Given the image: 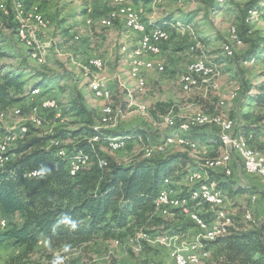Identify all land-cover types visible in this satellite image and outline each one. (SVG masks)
I'll return each mask as SVG.
<instances>
[{"label":"rangeland","instance_id":"rangeland-1","mask_svg":"<svg viewBox=\"0 0 264 264\" xmlns=\"http://www.w3.org/2000/svg\"><path fill=\"white\" fill-rule=\"evenodd\" d=\"M26 1H29L30 5H25V8L23 4ZM136 1L128 0L137 10L140 19L148 26L153 25L152 19L163 18L162 21L167 22L175 19L181 23L186 21L185 25L190 24L193 29V32L184 35L169 30V39L162 45V54L154 58L155 62H162L163 66L166 59H169V68L164 67L163 72L148 73V84L143 92L138 91L135 82L130 78L129 65L121 52L123 45L135 46L139 34L131 33L123 19L114 21L110 27L104 24L109 13L118 8V0H0V44L5 54V57L0 58L2 67L0 79L12 74L19 75L24 82L22 92L12 90L13 102L3 108L6 117L0 121V142L5 134L12 132L17 139L10 144L9 149L14 150L27 138L30 131L29 138L63 131L70 134V137L64 139L66 142L60 139L57 142L66 148L76 139L82 138L80 136L75 138L74 133L85 130L87 134L94 128L101 132L125 135L127 145L132 144V149H126V146L113 153L103 144L99 149L112 161L129 163L135 156H144L146 147H153L162 142L165 136L180 134L176 129H168L166 119L171 118L180 122L205 113L227 119L235 118L236 130L241 135L247 130L250 133L248 136L252 137L255 129L260 130L259 138L262 140L260 144L264 148V121L260 125L256 122L257 115L264 116V107L247 105L249 97L253 98L257 94L255 88L264 84V48L257 57L256 64L253 63L251 66L240 62L241 57L250 49L251 42H257L260 37V40L264 39V5L256 13L250 14L248 11L247 17H244L242 10L252 0H223L222 3H219V0ZM32 6L39 8L40 16L46 23L44 28L35 32L37 42L33 49L28 47L16 32L20 21L25 18V14ZM87 21H90V24H87ZM162 21L159 20L154 25H159ZM29 25L34 27L35 22ZM244 26H248L249 29L245 31ZM232 29H236L238 35L240 33L245 38L241 45L233 46L235 56L233 59L225 57L223 51V46L231 43ZM75 36L79 39L75 40ZM34 48H38L35 55ZM203 56L217 65L219 75L209 86L201 84L200 88L186 91L183 88V77L186 76L187 67L195 59ZM93 59L101 60L102 70L90 69L89 62ZM94 77L111 91L110 99L104 100L94 96L89 86L90 80ZM42 81L53 83L41 87L39 84ZM35 88L39 89V94H42L43 90H48L49 96L31 98L29 94ZM234 90L239 93V97L229 100L228 95ZM46 97L47 100L53 99L57 102L58 112L45 111L54 113L55 117L42 112L40 115L42 122L38 125L37 117L31 113V109ZM222 100H225L223 107L219 103ZM74 102L80 107L73 108ZM160 103L163 107L156 105ZM107 105L111 107L113 120L105 125L101 122V117L102 109ZM168 106L172 107L171 111L167 115H161ZM16 110L21 112L19 117L14 114ZM249 114L252 118L246 119L245 116ZM21 128H26L27 134L20 138ZM204 130L212 138L213 143L207 142L205 146L195 140L198 145L191 152L200 154L197 156L198 161L205 156L211 158L219 156L223 152L220 142L219 150L216 148L219 141L216 130L212 127ZM239 137L247 141L245 137ZM17 140L19 143L16 145ZM51 142L53 145L50 147L57 144L53 140ZM180 149L171 147L167 152H181L183 149ZM189 158L194 160L193 157ZM206 175L205 182H209L207 172ZM226 179L237 184L235 185L237 188L244 186L251 190L245 195L234 197L228 192L225 194L226 219L219 221V227L225 228V234L229 228L260 229L264 236V179L249 176L240 168H235L233 174ZM254 195L256 199H253ZM203 207L201 212L209 224L218 222L212 208ZM247 211L251 213L253 221L245 218ZM164 218L167 219H163V227L158 232L152 231L156 236L151 235L148 242H141L138 233L129 239L128 244H132L133 249L128 244L99 240L77 249L68 248L65 251L63 247L52 250L47 240H41L29 260L34 264H45L50 258L58 264H166L171 261L168 247L185 249V245L196 240L200 233L192 223L182 236H170L176 231L173 229L175 223L171 216ZM182 219L186 220L184 216ZM1 222H6L4 229L1 228ZM21 223L20 214L6 216L0 210V234ZM162 236L170 238L167 247L156 244L157 239ZM23 251V248L16 247L9 241L1 243L0 264H9L22 255ZM209 253L210 258L201 263L219 264L217 249L211 246Z\"/></svg>","mask_w":264,"mask_h":264},{"label":"trees","instance_id":"trees-1","mask_svg":"<svg viewBox=\"0 0 264 264\" xmlns=\"http://www.w3.org/2000/svg\"><path fill=\"white\" fill-rule=\"evenodd\" d=\"M130 1L137 2L136 0ZM23 5L24 7L25 5L29 6L30 3L26 1ZM262 5H264V0L249 2L242 10L244 17H247L249 10L260 11ZM165 22L162 21L160 24L163 25ZM183 24L186 23L183 22ZM244 25L246 24L244 23ZM244 27L247 31L248 26ZM241 38L245 41L243 36ZM260 39L257 42H251L250 49L240 59L241 63L245 65V62L257 59L264 48V39ZM3 57L5 54L2 52L0 44V58ZM1 71L2 67H0ZM51 83L53 82L42 81L39 85L43 87ZM23 87L24 82L21 81L19 75L8 74L0 79V108L4 110L13 102L12 90L22 92ZM255 90L256 96L249 97L247 105L255 104L264 107V84L257 86ZM47 91L43 90L40 96H49ZM156 105L163 107L161 103ZM75 106L80 107L77 102H74L73 108ZM171 109L172 107L168 106L161 112V115H167ZM43 113H50L54 116L51 112ZM245 118H252V115L249 114ZM232 119L235 120L237 126L236 119ZM263 121L264 116L257 115L256 122L260 125ZM204 128L208 127L197 129ZM214 129L218 136V130ZM236 133L247 139L248 146L264 151V148L258 145L260 130L255 129L252 137L248 136L250 133L247 130L244 131L245 136L239 134L237 130ZM30 134L31 131L27 138L12 151L14 159L0 170V210L6 216L16 214L22 216L20 225H14L5 233L0 234V244L9 241L14 246L24 249L22 255L16 257L9 264H34L30 262L29 257L43 238L49 242L52 250H59L66 246L77 249L99 240L126 244L137 233L141 232L151 237L154 233L152 231L161 230L164 224L163 219L167 218L156 212L155 199L163 181L178 168H182L181 165L188 160L187 154L168 151L166 154H156L150 159L137 156L136 160L122 165L105 157V153L99 147L103 144L110 151L106 138L124 137L125 135L101 132L94 128H91V132L87 134L85 130H80L73 135L75 138L77 136L82 138L76 139L73 144L66 146L68 157L77 152H83L90 155L91 163L77 176L72 177L68 171L67 160L57 155L59 147H50L49 145L52 140L60 139L66 142L64 139L70 137V134L56 131L52 135L29 138ZM200 136L208 143H213L208 134ZM94 137H98L97 144L88 141ZM189 138L187 137L188 140L195 141ZM243 140L245 141V139ZM60 147L65 148V146ZM132 147L133 145L129 143L126 149H132ZM216 148L218 151L219 141ZM99 157L108 161L106 168L99 167ZM42 166L50 170L43 177H25L28 172L39 171ZM209 172V182H214L224 194L228 192L231 197H234L240 194L245 195L251 190L244 186L235 187L237 184L227 180L222 169ZM188 187L186 193H181L182 196L188 195L192 189L196 188L189 185ZM203 206L208 205L204 204ZM171 211H174L175 215L167 217L171 216L174 220L173 229L176 231L170 236H182L190 228L192 222L186 217H184L186 220H183L180 210L173 209ZM64 214L77 222L76 228L73 229L70 223L61 222ZM203 218L208 222L204 214ZM211 246L217 249L216 255L220 257L219 264H264V236L260 229L230 230L229 228L226 234L224 232L222 236L208 244L209 252ZM51 259L45 264H58Z\"/></svg>","mask_w":264,"mask_h":264},{"label":"bare ground","instance_id":"bare-ground-1","mask_svg":"<svg viewBox=\"0 0 264 264\" xmlns=\"http://www.w3.org/2000/svg\"><path fill=\"white\" fill-rule=\"evenodd\" d=\"M119 6L114 11H111L104 22L105 26L110 27L113 25L114 21L119 19L124 20V24L127 29L131 33L139 34V39L135 46L123 45L121 48L122 55L124 56L125 62L129 65V76L135 82L136 88L139 92H143L147 86V74L151 71L163 72L164 66L162 63L155 62L154 58L161 53V45L169 39V29L177 31L181 34H186L189 32H193L192 26L189 24L185 25L177 20H172L170 22H165L163 25H154L150 28L144 20L140 19L137 10L131 5L128 0H118ZM223 0H219V3H222ZM22 8V6H20ZM257 11L249 10V13H256ZM39 8L37 6H32L29 11L25 14V18L20 21V25L18 26L16 32L17 36L31 49L36 44L35 40V32L38 29H42L46 26L44 19L40 16ZM31 22H35V26L31 27L29 24ZM186 22V21H185ZM87 24H90V21H87ZM164 33H166L164 35ZM231 43L223 46V51L225 57L233 58L234 45H241L243 43L242 38L238 35L236 29H232L230 32ZM79 37L75 36V40H78ZM149 39V41H146ZM198 46V45H197ZM192 50L194 48H191ZM35 51H38V48H34L33 53L35 55ZM201 62V65H199ZM256 62V59H252L249 62H245V65L253 64ZM90 69L100 71L103 68V64L99 59H93L89 62ZM89 75V74H88ZM87 75V76H88ZM218 74L217 65L209 60L208 58L200 57L191 62L187 67L186 76L183 77V88L186 91H190L192 89H197L201 84L205 86H209L215 77ZM91 76V75H89ZM93 79V80H92ZM90 81V88L96 98L108 100L112 97L111 91L105 86V84L98 80L97 78H92ZM213 85V84H212ZM98 87V89H97ZM200 88V87H199ZM39 94V89H33L30 92V97L35 98L34 94ZM239 93L234 90L228 95L229 100L237 99ZM227 100V99H226ZM225 105V100L220 101V106ZM41 103L35 104L31 113L37 117L36 123L38 125L41 124L42 119L40 118L41 113L45 111H53L58 112V104L55 100L49 99L47 100V106L41 107ZM15 116L19 117L21 112L19 110L15 111ZM60 116V113L57 114ZM6 117V113L4 110L0 108V121L4 120ZM113 120L112 110L110 106H105L102 109V117L101 122L105 125H108ZM167 127L169 130H178L181 133H187L185 131L191 130V127H210L217 130H223V134H218L219 142L222 145L223 152L219 156L215 157H203L199 159V165H201V170L193 171L187 178L189 185H193L196 188L192 189L191 192L182 196L177 187H173L171 184L173 182L166 178L163 181L162 187L157 194L155 199V208L156 212L163 216L167 217L171 210L177 209L180 210L181 214L188 218H196L197 225H206L207 222L203 218V212H201V208L204 204H207L212 208V204L208 203V200L198 199L196 200V191H201L203 194H207L209 197H218L225 196L222 190L218 189L214 182H205L207 178L206 172L208 170L216 169H224L229 162H236L237 155L243 162H253V165L249 167V171H245V173L249 176L264 179V151H259L253 149L252 147L246 144V141L239 138L237 135H233V142L239 144V148L231 147V144L228 142V138L226 136H230V133H233V126H235V121L233 119L222 118L219 115H211L200 113L193 117H188L181 122V129H177L178 124L180 122H176L175 120L168 118L166 119ZM27 134L26 128L20 129V138ZM17 136L9 132L4 135L0 142V170L5 168L12 160H13V149H9L10 144L15 142ZM98 137L91 138L90 142H96ZM165 146L156 144L153 147H146L144 149V158L150 159L154 157L156 154L161 155L165 154L167 150L171 147H179L183 150L191 152L197 148V143L195 141L188 140L184 135H167L164 137ZM57 144L56 147H59L57 150V155L59 157H63L67 160V166L70 176H77L84 168L88 167L91 163L90 155L77 152L68 157L67 149L60 147L57 140H53ZM19 143L17 140L16 145ZM106 143L110 151H120L127 146V138L125 137H112L106 138ZM122 144V145H121ZM172 145V146H171ZM66 152V154H64ZM3 155H10V157H3ZM75 164V165H74ZM98 164L100 168H106L108 166V161L105 158L99 157ZM73 165V166H70ZM26 178H36L35 172H28L25 175ZM174 185V184H173ZM192 187V188H193ZM163 196V198H159ZM253 199H256L254 195ZM189 202H194V207H189ZM195 208L198 210H195ZM215 218L218 221H223L226 219V211L225 209H215ZM245 218L248 221L252 220V215L249 211L246 212ZM4 226L6 222H3ZM194 224V223H193ZM196 224H194L196 226ZM224 228H216L211 230V238L215 241L217 238L224 234ZM141 236L143 233H138ZM142 241H149L151 237L149 235H145V240L140 237ZM161 240L169 241L168 236L160 237ZM140 248V245H139ZM185 249L174 248V253H182ZM209 251H204L201 255L193 257L191 263L184 264H200L202 261L208 259Z\"/></svg>","mask_w":264,"mask_h":264},{"label":"built area","instance_id":"built-area-1","mask_svg":"<svg viewBox=\"0 0 264 264\" xmlns=\"http://www.w3.org/2000/svg\"><path fill=\"white\" fill-rule=\"evenodd\" d=\"M166 33H164L165 35ZM146 41H149V39H146ZM234 54V52H232ZM199 65H201V62H199ZM98 89V87H97ZM34 94V93H33ZM41 94H34L35 97H39ZM48 98V97H47ZM47 98H44V100L41 101V106H40V112H41V107L47 106ZM54 114V113H53ZM42 117L44 115L42 114ZM55 117V116H54ZM210 127L213 128L211 125ZM199 127H191V130L185 131V132H190ZM177 129H181V122L178 124ZM219 134H223V130H218ZM233 135H238L236 133V126H233V133H230V136H226L228 138V142L231 144V147H236L239 148L238 143L233 142ZM99 142L98 139H96V144ZM168 141L163 140L162 142H159L158 145H163L165 146V143ZM49 145H53V142H50ZM122 145V144H121ZM66 154V152H64ZM3 157H10V155H3ZM75 165V164H74ZM253 165V162H243V159L237 155V161L236 162H229L226 167L223 170L225 175L227 177L231 176L234 172L235 168H240L245 171H249V167ZM73 166V165H70ZM211 171H214L213 168ZM35 173H38V171H34ZM36 176H39L36 174ZM196 191V200L198 199H205L208 200L209 204H212V211L215 215V209H226V196H218V197H209L207 194L201 193V191L195 190ZM163 198V196L159 197ZM189 207H194V202H189ZM195 210H197L195 208ZM198 211V210H197ZM174 211H170L169 215H175L173 213ZM188 219L190 222L196 224V218H190V215H188ZM196 227L199 230V235L197 236L196 240L190 241V244L185 245V251L182 253H174V247H168L170 249V257L171 261H169L166 264H184V263H191L193 260V257H196L198 255H201L204 251H209L207 249V246L209 243L214 242V240L211 238V230L219 228V219L218 222H213V223H206V225H197ZM1 228L4 229V224L1 222ZM145 235L147 234H142L140 237H142L143 240H145ZM128 244V241L127 243ZM158 245L165 246L167 247V240H161L160 238L157 239ZM128 246L133 249L134 246L132 244H128Z\"/></svg>","mask_w":264,"mask_h":264},{"label":"crops","instance_id":"crops-1","mask_svg":"<svg viewBox=\"0 0 264 264\" xmlns=\"http://www.w3.org/2000/svg\"><path fill=\"white\" fill-rule=\"evenodd\" d=\"M159 20H164L163 18H161V19H152L151 20V24H157L158 23V21ZM175 20H177V19H175ZM177 21H179V20H177ZM159 25H160V23H159ZM169 30H171V29H169ZM163 45V44H162ZM162 45H161V54H162ZM161 54H159V55H161ZM158 55V56H159ZM158 56H156V57H158ZM160 61V60H159ZM161 62V61H160ZM162 63V62H161ZM162 65H163V63H162ZM165 66L164 67H166V69H168L169 68V59H166V64H164ZM173 69H174V67H172ZM152 72V71H151ZM186 72V71H185ZM150 73V72H149ZM150 75V74H149ZM147 84H148V81H147ZM44 99V98H43ZM231 118V117H230ZM181 135H185L186 137H191V139H193V140H196V141H198L199 142V144H203V145H207V141H205V139H202L201 138V136L200 135H204V134H208L207 132H206V130H204V129H197V130H195V131H190V132H188V133H181V132H179ZM190 139V138H189ZM262 142V140H261V138H259V140H258V145H261L260 143ZM261 147V146H260ZM181 150V149H180ZM206 151V150H205ZM207 152V151H206ZM174 153H185V154H187V158H188V160L185 162V164H183V165H181V167L182 168H178L176 171H174L171 175H170V177H169V179H171V181L173 182V184L177 187V189L179 190V192L180 193H186L187 191H188V189H189V187H188V182H187V176H188V174L190 173V172H192V171H196V170H201V168H200V166H199V161H198V159H197V156L198 155H200L198 152L197 153H192V152H184L183 150H181V152H174ZM137 156H135V158H136ZM189 157H193V159L194 160H191V158H189ZM133 159V160H136V159ZM132 160V161H133ZM132 161H130V162H132ZM129 162V163H130ZM116 163H118V164H122V165H127L128 163H121V162H116ZM208 179H210V172H208ZM42 240H46V239H42ZM169 252V251H168ZM169 255H170V252H169ZM170 258V257H169ZM170 261V260H169Z\"/></svg>","mask_w":264,"mask_h":264},{"label":"clouds","instance_id":"clouds-1","mask_svg":"<svg viewBox=\"0 0 264 264\" xmlns=\"http://www.w3.org/2000/svg\"><path fill=\"white\" fill-rule=\"evenodd\" d=\"M48 171H50V170L42 166L41 169L38 171V173H35V174L43 177L45 175V173L48 172ZM61 222L70 223L71 227L73 229L77 227V222L74 221V220H71L70 217L67 216V214H64ZM64 250L67 251L68 250V246H66Z\"/></svg>","mask_w":264,"mask_h":264}]
</instances>
